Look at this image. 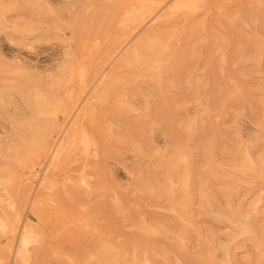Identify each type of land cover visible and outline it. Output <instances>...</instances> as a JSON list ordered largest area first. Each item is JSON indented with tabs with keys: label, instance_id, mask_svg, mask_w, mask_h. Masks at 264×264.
I'll list each match as a JSON object with an SVG mask.
<instances>
[{
	"label": "rangeland",
	"instance_id": "1",
	"mask_svg": "<svg viewBox=\"0 0 264 264\" xmlns=\"http://www.w3.org/2000/svg\"><path fill=\"white\" fill-rule=\"evenodd\" d=\"M141 1L0 0V264H264V0H181L171 59L117 70L97 144L42 189L33 137L112 39L129 48L170 9L141 21ZM15 212L33 214L26 246Z\"/></svg>",
	"mask_w": 264,
	"mask_h": 264
},
{
	"label": "bare ground",
	"instance_id": "2",
	"mask_svg": "<svg viewBox=\"0 0 264 264\" xmlns=\"http://www.w3.org/2000/svg\"><path fill=\"white\" fill-rule=\"evenodd\" d=\"M142 1L145 2V0H142ZM168 1L169 0L159 1L160 5L161 4H164L165 6L169 5L170 9L167 11V13H165V14L163 13V16L161 19L160 18H158V20L156 19V21H158V22L155 23V25H153L147 32H145L137 41L132 43V45L129 46V48L126 49V47L129 43H125V41L127 42L126 39H128L129 36L125 35V32L121 36L116 38V40L113 41V39H112L111 40L112 44L109 41L110 38L108 39V41L111 44V47L109 48L108 51L106 50L108 52L107 56H105V59L101 62V64L97 67V69L94 71L92 70L93 73H92V76H91L89 82L90 81L93 82V85H91L90 88H87L89 83L88 84L86 83V85L83 86L81 88V90H79V93L75 97H71V95L69 94L70 99H68L66 102L57 101L54 103L53 110L50 113L51 117L44 120V122L46 121V122H48V124L47 125L45 124L46 127L41 128L42 129L41 131L38 130L39 132L37 133V135H35V137H33V140H32V142L34 144V148L32 149L31 157H32V160L35 161V164L37 165V167H35V169H36L35 173H36V175H39V180L41 181L40 184L42 186V189L49 188L53 185V183L55 182V176H56L57 172L59 170L65 169V166L68 164L69 160L72 158L73 153H76L78 150L82 149L83 152H86L89 154L92 151L91 150L92 147L97 144V136L94 134V132L90 129V126H89V121L92 118V115L95 113V110H96V103L94 102V100L96 99L99 101L100 99H102L101 98L102 94L106 93L109 90L110 85L112 83V79H114V77H115L114 75L117 74L116 73L117 70L120 68L127 67L128 65H131L134 60H139L143 57H146L151 63L153 61H154L153 63H156L158 61L164 62L166 60L171 59V57L173 56L172 48L174 49L175 46H177V44L174 43V47L171 48V42H169L170 41L169 38L171 39V37L172 38L174 37V33L176 32L177 27L181 23V20H183V17L178 12L180 11V9H184V8H181V5L183 3V2H181V0H175L172 4H169ZM80 4H82V3L80 2ZM141 7H143L142 11L140 10ZM141 7H139V10L141 12L139 13V15L137 17L141 21H143L147 17V15L152 14L155 11V9L157 8V4L154 3L153 0H150V1H146V3H144ZM85 8H87L88 11L92 10L91 7H90L91 9H88V7L84 6V9ZM185 8H186V6H185ZM195 8H196V6H195ZM195 8H193L192 10H194ZM139 10L137 9L138 12H139ZM160 10L156 14H159ZM133 11L134 10H132V12ZM162 11L164 12V10H162ZM124 12H125V10H124ZM138 12L135 13V17L133 16L134 19H136V15L138 14ZM127 13H129V12H127ZM125 15H124V17L120 18L121 25L125 23L127 18H129V16H127V18H126ZM133 15H134V13H133ZM152 16H153V14H152ZM184 18H185V16H184ZM135 22L136 21H134V23ZM125 24L128 25V23H125ZM135 24H137V22ZM181 25L182 24H180V26ZM128 27L129 26H127V28ZM133 27H135V26H133ZM142 28H143V26H142ZM134 31H135V29H134ZM167 37H168V39H167ZM88 49H90V48H88ZM101 55H103V54L101 53ZM101 59H103V58L101 57ZM115 60H116L115 66H113L112 71L109 73H106V70L108 69V67H110L111 64ZM161 62H160V64H161ZM72 68H73V66H72ZM86 68H87V66H86ZM158 68H160V67H158ZM147 71H149V70H147ZM71 72H73V71H71ZM97 82H99V84H100L101 93H98L99 90H96V91H95V89L92 90ZM79 83H80V81H79ZM60 99H61V97H60ZM58 100H59V98H58ZM61 101H62V99H61ZM36 107H38V105ZM46 113H48V112H46ZM50 114H49V116H50ZM42 115H43V113H42ZM77 156H79V155H77ZM73 161H74V158H73ZM26 169H27V167H26ZM25 171L27 172V170H25ZM39 171L41 172V174H39ZM32 176H34V175H32ZM20 177H21V175H20ZM83 180H85V177H83ZM39 182H38V184H39ZM33 193H35V192L33 191ZM39 196H41V194H39ZM27 201H28V202H26L28 204L27 206H30L29 205L30 199L29 200L27 199ZM28 210H29V208H28ZM25 215L26 214H24V217H25ZM19 216H20V214L15 212L10 219L11 236H12V238H15L16 236H18L20 238V243L23 246L24 245L26 246L29 242V238H28L29 237V232H28L29 231V229H28L29 222L28 221L32 219L33 214H32V212H29L28 216L25 217V218H27V221L24 223L23 227L19 226V222H20ZM1 217L4 218V216H1ZM0 221H1V219H0ZM2 227H4L3 224H2ZM6 228H4V231L6 230ZM12 240H14V239H12ZM15 243H16V241H15ZM13 247H14L13 249L15 252L16 245H13ZM5 251H6V249H5ZM5 251H3V252L5 253ZM10 252H12V251H10ZM12 254H13V252H12ZM42 261H44V260H42ZM34 264H36V263H34Z\"/></svg>",
	"mask_w": 264,
	"mask_h": 264
}]
</instances>
